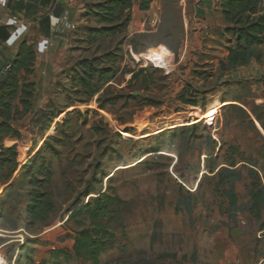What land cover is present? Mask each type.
Instances as JSON below:
<instances>
[{
	"label": "rangeland",
	"instance_id": "1",
	"mask_svg": "<svg viewBox=\"0 0 264 264\" xmlns=\"http://www.w3.org/2000/svg\"><path fill=\"white\" fill-rule=\"evenodd\" d=\"M174 24L173 13L155 14L149 32L92 44L79 32L45 110L58 117L52 125L41 110L24 117L13 178L44 158L56 209L31 223V185L21 175L4 195L3 171L0 264H264V83L225 76L219 51L203 66L206 56L179 63L180 51L166 47L172 71L157 69L145 54L164 48L160 39L182 44L184 34H164ZM110 54L118 74L102 96L112 103L101 109L99 95L80 101L71 92L79 61ZM50 135L57 154L44 148ZM100 192L124 201L123 227L112 231V249L77 258L80 225L70 212Z\"/></svg>",
	"mask_w": 264,
	"mask_h": 264
},
{
	"label": "trees",
	"instance_id": "2",
	"mask_svg": "<svg viewBox=\"0 0 264 264\" xmlns=\"http://www.w3.org/2000/svg\"><path fill=\"white\" fill-rule=\"evenodd\" d=\"M135 1H138L141 9L146 10L153 0H92L88 2L86 16L89 23L81 27V32L87 35L85 41L92 44L105 36L125 34L132 19V7ZM260 6L261 0H222L221 10L228 24L224 33L235 40V45L228 46L227 57L221 60L223 68L233 69L248 64L253 57L259 58L254 47L264 42V15L260 13ZM17 8L21 9L20 4H17ZM109 56L110 59L107 58L106 61L100 60L99 57L80 60L78 70L72 78L71 92L84 95L80 101L85 103L99 95L97 102L101 109H105L109 103H112L111 99L105 100L102 93L118 74L115 66L117 54ZM36 60L37 53L34 46L24 41L17 57L5 73L0 85V116L2 117L0 139L4 135L21 138L20 132L12 126V123L23 119L33 109L32 100L36 83L31 81L28 75L33 73ZM102 63H106L105 66H102ZM134 76L136 78L137 74ZM19 93H21L19 102L23 107L22 110L16 104ZM186 103L196 105V102L192 101ZM50 107L49 101L40 111V115H47L48 125H52L58 117L55 113L45 112ZM60 125L57 123L56 129ZM52 141L53 137L50 135L45 140L44 148L57 154V148L53 146ZM7 145H10L9 141ZM26 149L27 146L21 149V161ZM39 160L44 162V158L39 156L32 158L21 171V175L32 187L28 194L27 208L31 223L46 222L56 209V204L47 188L52 183V171L45 163L39 164ZM19 165L16 144L1 150L0 174L7 169V173L1 177L4 184L9 183L4 190V195L21 177L20 175L13 181ZM123 204L124 201L118 196L101 192L86 203H76L70 212V217L77 220L80 225L73 237L74 256L97 259L101 254L112 249L114 237L112 231L123 227ZM84 215H86L85 219L82 218ZM66 257H71V254H67Z\"/></svg>",
	"mask_w": 264,
	"mask_h": 264
},
{
	"label": "crops",
	"instance_id": "3",
	"mask_svg": "<svg viewBox=\"0 0 264 264\" xmlns=\"http://www.w3.org/2000/svg\"><path fill=\"white\" fill-rule=\"evenodd\" d=\"M9 1L10 7L1 12L0 85L11 63L17 57L21 44L24 41L32 44L37 53V60L33 73L28 75V78L36 83V90L32 100L33 109L26 115L28 116L33 111L38 112L45 108L51 98L54 84L59 82L60 73L68 68V61H73L72 57L75 56L72 52L73 43L79 32L81 33V27L87 24L86 11L89 0ZM221 2L222 0H153L150 7L143 10L138 1H135L127 36L151 31L149 26H151L153 15L158 14L163 18L171 12L175 15V24L173 28L171 25L168 31L163 29L164 34H184L182 44L178 45L179 43L160 39L157 45L167 47L172 52L180 51L179 63L184 58L193 61L199 56L201 59L206 56L201 61V65L204 66L209 62H214L208 57L211 53L218 51L221 52L220 59L224 60L229 53L228 46L235 45V40L224 33L228 24L221 10ZM17 4H20V10ZM260 13L264 15V0H261ZM11 14H17L19 20L13 21ZM254 48L259 58L253 57L248 64L229 69L224 72V75L257 79L264 83V42ZM4 70H6L5 73ZM20 96L21 93H19L16 104L22 110L23 107L19 102ZM261 100H264V97ZM23 120L24 118L12 123V126L20 132L21 138L4 135L0 139L2 149L13 144L17 145V150L19 149V142L23 138L21 133ZM1 122L2 117L0 116ZM8 141L10 145H7ZM5 184L7 187L9 183ZM161 264L168 263L163 261ZM208 264L220 263L214 261Z\"/></svg>",
	"mask_w": 264,
	"mask_h": 264
},
{
	"label": "built area",
	"instance_id": "4",
	"mask_svg": "<svg viewBox=\"0 0 264 264\" xmlns=\"http://www.w3.org/2000/svg\"><path fill=\"white\" fill-rule=\"evenodd\" d=\"M9 7V0H0V25L2 23L1 12L2 10L8 9ZM11 19L16 22L19 20L17 14H11ZM158 49H160V47ZM160 51V53L158 52L160 56L155 55L148 57L147 53L145 54V58L148 62H151L157 69L164 70L165 72L170 73L173 68L171 64V53L168 51V49L166 50L165 48H161Z\"/></svg>",
	"mask_w": 264,
	"mask_h": 264
},
{
	"label": "bare ground",
	"instance_id": "5",
	"mask_svg": "<svg viewBox=\"0 0 264 264\" xmlns=\"http://www.w3.org/2000/svg\"><path fill=\"white\" fill-rule=\"evenodd\" d=\"M158 52L160 53V51H158ZM158 52H156V51L155 52H151V50H150V51L147 52L148 53V57L149 56H155V55L160 56V54ZM171 58H172V55H171Z\"/></svg>",
	"mask_w": 264,
	"mask_h": 264
},
{
	"label": "water",
	"instance_id": "6",
	"mask_svg": "<svg viewBox=\"0 0 264 264\" xmlns=\"http://www.w3.org/2000/svg\"><path fill=\"white\" fill-rule=\"evenodd\" d=\"M6 72V70H4V73Z\"/></svg>",
	"mask_w": 264,
	"mask_h": 264
}]
</instances>
